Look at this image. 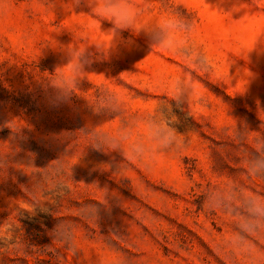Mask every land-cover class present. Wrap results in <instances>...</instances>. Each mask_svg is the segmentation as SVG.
<instances>
[{
  "label": "rangeland",
  "instance_id": "374dc122",
  "mask_svg": "<svg viewBox=\"0 0 264 264\" xmlns=\"http://www.w3.org/2000/svg\"><path fill=\"white\" fill-rule=\"evenodd\" d=\"M67 2L0 0V264H228L213 243L224 226L201 211V190L214 173L238 170L264 133V0H151L148 19L172 7L195 23L192 39L211 64L191 104L170 102L189 146L151 170L120 168L119 153L88 146L85 128L107 116L87 100L106 86L133 111L147 109L180 58L123 32L132 43L94 59L79 96L54 103L38 80L67 59L47 47L70 44L71 34L91 33L89 45L106 48L113 40L110 22L84 5L66 12ZM56 226L72 241L57 239Z\"/></svg>",
  "mask_w": 264,
  "mask_h": 264
},
{
  "label": "clouds",
  "instance_id": "9594fccd",
  "mask_svg": "<svg viewBox=\"0 0 264 264\" xmlns=\"http://www.w3.org/2000/svg\"><path fill=\"white\" fill-rule=\"evenodd\" d=\"M81 5L90 9L88 14L94 19L110 22L107 33L113 37L111 46L97 42L89 45L91 33L75 39L71 34L70 44L47 47L62 53L67 62L38 82L51 90L54 103H69L73 96H79L81 81L88 80L86 66L94 59H108L119 44H131V40L122 39L123 32L143 35L151 52L166 50L179 57L180 64L174 75L157 79L162 95L158 103L144 110L133 111L125 95L114 88H97L87 104L93 113L106 114L107 118L99 126L89 124L85 128L88 146L119 153L123 157L120 168L132 163L151 170L164 157L182 155L190 139L172 126L177 117L170 102L191 104L198 94L197 76L211 71L207 53L192 39L195 23L172 7L148 19L151 0H68L62 6L71 13ZM214 176L201 190V211L224 226L213 237L215 251L228 264H264V133L252 138L240 156L238 170ZM54 235L64 242L73 239L62 226H56Z\"/></svg>",
  "mask_w": 264,
  "mask_h": 264
}]
</instances>
